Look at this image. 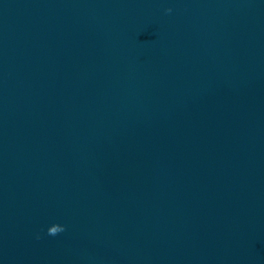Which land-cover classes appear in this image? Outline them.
I'll use <instances>...</instances> for the list:
<instances>
[{"label":"water","instance_id":"water-1","mask_svg":"<svg viewBox=\"0 0 264 264\" xmlns=\"http://www.w3.org/2000/svg\"><path fill=\"white\" fill-rule=\"evenodd\" d=\"M0 264H264V0H0Z\"/></svg>","mask_w":264,"mask_h":264},{"label":"clouds","instance_id":"clouds-1","mask_svg":"<svg viewBox=\"0 0 264 264\" xmlns=\"http://www.w3.org/2000/svg\"><path fill=\"white\" fill-rule=\"evenodd\" d=\"M166 14H170L172 12V9H166ZM66 231V228L60 224H53L47 229L46 235L55 237L63 232ZM37 239H40L39 236H37Z\"/></svg>","mask_w":264,"mask_h":264}]
</instances>
